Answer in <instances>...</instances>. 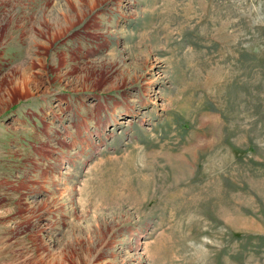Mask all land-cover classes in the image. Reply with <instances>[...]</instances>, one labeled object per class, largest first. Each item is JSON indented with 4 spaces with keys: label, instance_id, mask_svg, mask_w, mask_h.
<instances>
[{
    "label": "rangeland",
    "instance_id": "rangeland-1",
    "mask_svg": "<svg viewBox=\"0 0 264 264\" xmlns=\"http://www.w3.org/2000/svg\"><path fill=\"white\" fill-rule=\"evenodd\" d=\"M0 264H264V0H0Z\"/></svg>",
    "mask_w": 264,
    "mask_h": 264
}]
</instances>
